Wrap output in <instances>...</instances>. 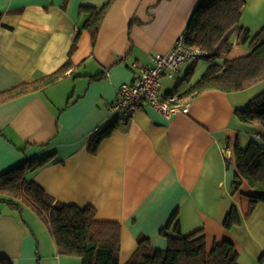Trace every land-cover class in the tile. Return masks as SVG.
<instances>
[{
  "label": "crops",
  "instance_id": "0c3cea01",
  "mask_svg": "<svg viewBox=\"0 0 264 264\" xmlns=\"http://www.w3.org/2000/svg\"><path fill=\"white\" fill-rule=\"evenodd\" d=\"M199 1L116 0L92 45L84 28L89 14L81 6L107 0H0V91L60 68L81 30L74 66L64 77L0 103V173L50 156L26 178L57 200L93 205L97 218L119 221L120 264L131 258L141 235L151 237L156 248H166L162 229L174 214L168 235L203 228L209 244L232 240L239 264H264V202L246 215L251 201L246 193L252 189L244 182L241 191L233 192L232 154L235 138L242 148L251 140L264 145L258 126L235 114L264 90V80L243 90L189 95V113L171 119L144 104L131 123L117 124L96 152L90 150L95 134L112 123L109 105L118 97V86L137 78L135 64L170 50ZM244 29L247 41H242ZM262 29L264 0H246L240 23L230 33L231 49L213 60L187 62L171 79L174 86L162 92L187 91L216 63L221 73L226 59L252 50L251 40ZM98 73L105 75L93 77ZM233 206L242 221L227 229L224 220ZM0 254L14 264H82L80 256L59 253L48 223L32 208L2 199Z\"/></svg>",
  "mask_w": 264,
  "mask_h": 264
},
{
  "label": "trees",
  "instance_id": "16d2710c",
  "mask_svg": "<svg viewBox=\"0 0 264 264\" xmlns=\"http://www.w3.org/2000/svg\"><path fill=\"white\" fill-rule=\"evenodd\" d=\"M115 2L107 0L102 5L81 6V11L89 14L84 28L91 33L92 45L96 44L102 24ZM245 3L246 0H200L184 30L187 42L207 51L205 57L208 60L223 56L232 47L230 33L238 27ZM2 16L0 10V27L3 25ZM80 32L79 29L75 34L69 58L60 68L0 91V103L42 90L64 77L74 66L72 56L78 47ZM249 37V32L244 29L242 41H247ZM250 45L252 50L248 54L226 59L221 73H218L221 69L219 64L210 66L183 94L196 96L207 89L243 90L264 80V29L253 37ZM191 72L189 70L187 77ZM104 75L98 73L93 77ZM235 114L243 122L256 124L264 140V90L251 98L245 107L236 109ZM117 124L112 121L95 134L90 142L92 152L97 151L100 142L112 133ZM233 154L236 166L233 192L241 191L242 184L248 183L252 189L246 193L251 198L246 213L249 215L259 202H264V145L251 140L246 148H242L238 138H235ZM50 161V156L34 157L0 173V199L17 207L25 204L42 217L53 233L59 253L80 256L82 264H120L122 225L119 221L97 218L93 205L80 207L57 200L42 186L26 178L27 171H34ZM174 217L175 214L162 229L168 239L166 248H156L151 237L141 235L136 251L126 264H239L238 249L230 239L214 240L209 244L203 228L187 235H168L166 228ZM241 221L236 206H233L224 220V227L230 229ZM176 229L180 232L179 223ZM0 264H14V261L0 254Z\"/></svg>",
  "mask_w": 264,
  "mask_h": 264
},
{
  "label": "built area",
  "instance_id": "2783aa9c",
  "mask_svg": "<svg viewBox=\"0 0 264 264\" xmlns=\"http://www.w3.org/2000/svg\"><path fill=\"white\" fill-rule=\"evenodd\" d=\"M206 55L207 51L187 42L183 31L167 53H153L149 63L135 64L137 78L121 83L117 88V99L109 105L112 121L121 125L131 123L144 104L151 105L168 119L178 113H189L191 98L178 90L162 92V81L176 78L187 62Z\"/></svg>",
  "mask_w": 264,
  "mask_h": 264
},
{
  "label": "rangeland",
  "instance_id": "374dc122",
  "mask_svg": "<svg viewBox=\"0 0 264 264\" xmlns=\"http://www.w3.org/2000/svg\"><path fill=\"white\" fill-rule=\"evenodd\" d=\"M162 82H163V88H170V87H173L175 84L174 80H171L168 78H164ZM226 150H228V154H229V158H230L231 157V149L229 147H227Z\"/></svg>",
  "mask_w": 264,
  "mask_h": 264
}]
</instances>
